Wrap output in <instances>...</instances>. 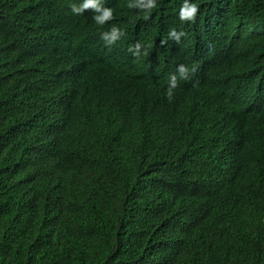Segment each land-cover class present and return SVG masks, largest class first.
Listing matches in <instances>:
<instances>
[{
    "label": "trees",
    "instance_id": "trees-1",
    "mask_svg": "<svg viewBox=\"0 0 264 264\" xmlns=\"http://www.w3.org/2000/svg\"><path fill=\"white\" fill-rule=\"evenodd\" d=\"M82 2L0 0V264H264V0Z\"/></svg>",
    "mask_w": 264,
    "mask_h": 264
},
{
    "label": "clouds",
    "instance_id": "clouds-1",
    "mask_svg": "<svg viewBox=\"0 0 264 264\" xmlns=\"http://www.w3.org/2000/svg\"><path fill=\"white\" fill-rule=\"evenodd\" d=\"M71 10L74 14H81L85 9L92 8L88 13V17L92 21V23L96 26V32L101 33V38H108V34L111 32V39L114 40L116 38V27H111L108 30L109 21L113 19V13L110 8H105L102 6H98L97 0H83L79 5L71 4ZM197 8L195 5L191 7H185L181 11L180 20L183 21L185 19L192 20L195 16ZM71 53L74 56L85 57V55L80 51L72 50ZM178 65V64H177ZM175 66V68L177 67ZM174 68V69H175ZM185 71L183 65L178 66L177 74L172 72V75L169 78H166L169 82V86L171 87L173 83V87H175V80L178 79L179 71ZM190 71V69L188 68ZM174 71V70H173ZM187 79V77H184ZM197 86V92L201 97L211 98L216 93L215 80L209 75L199 74V76L195 80ZM261 92L251 91L248 93V97L250 99L257 98ZM172 92L171 89L168 91V98L171 99ZM251 104V102H250ZM212 126L217 127L220 138L231 143L233 148H239L241 150H246L251 144V138L254 137L251 133L241 128L236 122L231 121L227 118H218V120L212 124ZM257 142L264 143V139H257ZM198 143V142H197ZM210 144L205 143L202 145H194V151L197 156L201 158L204 153L209 152ZM206 147V149H204Z\"/></svg>",
    "mask_w": 264,
    "mask_h": 264
}]
</instances>
